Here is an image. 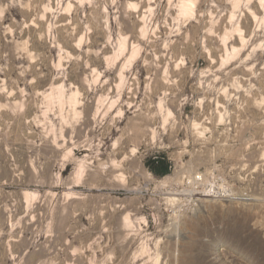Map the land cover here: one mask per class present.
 I'll return each mask as SVG.
<instances>
[{
  "label": "rangeland",
  "instance_id": "374dc122",
  "mask_svg": "<svg viewBox=\"0 0 264 264\" xmlns=\"http://www.w3.org/2000/svg\"><path fill=\"white\" fill-rule=\"evenodd\" d=\"M181 1L0 0V264H264V0Z\"/></svg>",
  "mask_w": 264,
  "mask_h": 264
},
{
  "label": "bare ground",
  "instance_id": "6f19581e",
  "mask_svg": "<svg viewBox=\"0 0 264 264\" xmlns=\"http://www.w3.org/2000/svg\"><path fill=\"white\" fill-rule=\"evenodd\" d=\"M181 4H182L181 5L182 10L189 12L193 7L194 1L193 0H182ZM253 14L255 15L254 12Z\"/></svg>",
  "mask_w": 264,
  "mask_h": 264
},
{
  "label": "trees",
  "instance_id": "16d2710c",
  "mask_svg": "<svg viewBox=\"0 0 264 264\" xmlns=\"http://www.w3.org/2000/svg\"><path fill=\"white\" fill-rule=\"evenodd\" d=\"M150 167L153 171H155V168L161 163V157L160 156H154L151 158Z\"/></svg>",
  "mask_w": 264,
  "mask_h": 264
}]
</instances>
